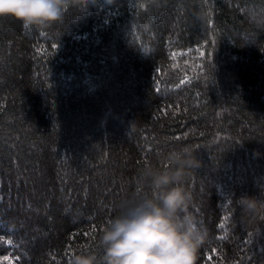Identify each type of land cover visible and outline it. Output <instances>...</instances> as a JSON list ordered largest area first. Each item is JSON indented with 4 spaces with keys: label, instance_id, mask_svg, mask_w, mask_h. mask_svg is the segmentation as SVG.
<instances>
[{
    "label": "trees",
    "instance_id": "trees-1",
    "mask_svg": "<svg viewBox=\"0 0 264 264\" xmlns=\"http://www.w3.org/2000/svg\"><path fill=\"white\" fill-rule=\"evenodd\" d=\"M51 27L0 17V264H67L190 144L196 264H264V0H94ZM203 17V20L198 19Z\"/></svg>",
    "mask_w": 264,
    "mask_h": 264
},
{
    "label": "clouds",
    "instance_id": "clouds-1",
    "mask_svg": "<svg viewBox=\"0 0 264 264\" xmlns=\"http://www.w3.org/2000/svg\"><path fill=\"white\" fill-rule=\"evenodd\" d=\"M94 3L0 0V17L43 30L61 22L69 6L83 12ZM196 151L190 144H175L142 164L136 173V190L103 225L98 250H73L67 264H196L202 236L187 211L191 193L185 186L189 174L201 166ZM237 203L243 214L264 216V200L242 196Z\"/></svg>",
    "mask_w": 264,
    "mask_h": 264
}]
</instances>
